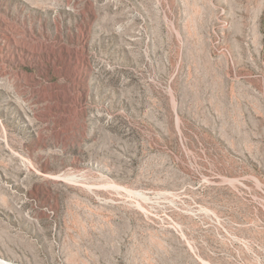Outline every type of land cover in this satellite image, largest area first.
<instances>
[{
  "label": "rangeland",
  "instance_id": "obj_1",
  "mask_svg": "<svg viewBox=\"0 0 264 264\" xmlns=\"http://www.w3.org/2000/svg\"><path fill=\"white\" fill-rule=\"evenodd\" d=\"M0 257L264 264V0H0Z\"/></svg>",
  "mask_w": 264,
  "mask_h": 264
},
{
  "label": "bare ground",
  "instance_id": "obj_2",
  "mask_svg": "<svg viewBox=\"0 0 264 264\" xmlns=\"http://www.w3.org/2000/svg\"><path fill=\"white\" fill-rule=\"evenodd\" d=\"M0 264H14L13 262L7 261L6 259H3L0 257Z\"/></svg>",
  "mask_w": 264,
  "mask_h": 264
}]
</instances>
